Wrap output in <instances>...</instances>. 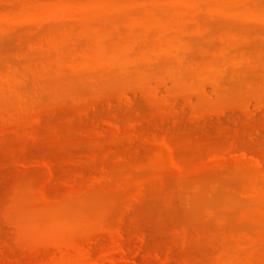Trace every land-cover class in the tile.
<instances>
[{"label": "rangeland", "instance_id": "obj_1", "mask_svg": "<svg viewBox=\"0 0 264 264\" xmlns=\"http://www.w3.org/2000/svg\"><path fill=\"white\" fill-rule=\"evenodd\" d=\"M0 18V73L18 78L0 83V131L19 129L0 140V264H84L89 242L98 256L122 242L121 219L123 243L140 241L136 264H264V210L243 208L258 203L242 193L253 166L211 163L232 147L264 152V108L239 121L264 102V0H0ZM165 81L177 85L154 98ZM125 92L129 107L116 102ZM166 99L178 102L177 119ZM39 111L49 117L31 130ZM163 137L182 171L162 167ZM149 180L158 186L134 203Z\"/></svg>", "mask_w": 264, "mask_h": 264}, {"label": "bare ground", "instance_id": "obj_2", "mask_svg": "<svg viewBox=\"0 0 264 264\" xmlns=\"http://www.w3.org/2000/svg\"><path fill=\"white\" fill-rule=\"evenodd\" d=\"M187 1V3L188 4H190L191 3V0H186ZM215 10H216V8H215ZM214 10V11H215ZM218 13H221V10H218ZM150 15H151V13H150ZM85 15H83L82 17H84ZM24 18V17H23ZM6 19H8V18H0V20L1 21H3V20H5L6 21ZM9 21V20H8ZM3 24H1L0 23V29L2 28V26L4 27V28H2L1 29V32H4L3 31V29H5L6 27H8L7 25H8V23H6V22H2ZM6 23V24H5ZM6 26V27H5ZM9 26H11V24L9 23ZM148 26V25H147ZM201 27V28H200ZM198 28H200L199 30H198ZM9 28H7V30H8ZM5 31H6V29H5ZM197 32V34H199V33H201V34H203V32H204V26L202 27V26H198L197 27V30H196ZM50 43V42H49ZM97 49H98V51H96V56H98L99 54H97V53H99V47H97ZM97 49H95V50H97ZM224 53H221V55L222 56H225V54L223 55ZM177 56V58L179 57V55L177 54L176 55ZM222 56H220V58L222 59ZM84 58V57H83ZM195 58V57H194ZM223 59H225V57H223ZM234 60V59H233ZM212 63V61L210 62V63H208V66L204 69V71L207 69H209V67L210 68H213L214 67V65H213V63ZM232 63H234V65H237V64H235V63H238V61L236 62V59L234 60V61H232ZM213 66V67H212ZM8 67L10 68H13L14 69V66H12V63H10V64H8ZM215 67H216V65H215ZM216 70V69H215ZM8 73H7V72ZM6 72V73H5ZM200 72L201 73H203V70L201 71L200 70ZM216 73H214L215 74V76L213 75L212 77H211V79H210V82H211V84H212V86L214 87V88H220V77H218L219 75V71H218V73H217V71H215ZM94 73V75H97V73L96 72H93ZM0 74H2V76L0 77V83L2 84V85H6L7 87L8 86H10L11 84L10 83H13L14 84V81H16L18 78H16L17 76H15L16 74L15 73H13V72H10V70H8L7 68H6V70L4 71V72H1ZM4 75V76H3ZM216 77V78H215ZM218 77V78H217ZM219 81H218V80ZM2 80V81H1ZM12 81V82H11ZM173 80H171V82H172ZM176 81V80H175ZM212 81H213V83H212ZM218 81V82H217ZM4 82V83H3ZM7 82V83H6ZM170 82V83H171ZM6 83V84H5ZM170 83H168V82H164L163 84L161 83L160 84V87H156L157 85H159V84H157V85H155L154 87L155 88H153V87H151V88H153L154 90H153V95L152 96H154V98H156L157 96L159 97L160 95V97H164V96H162V95H164V94H171V92H172V90H174V87H175V85H177V83L174 85V86H172L173 88H171L170 86ZM173 83V82H172ZM13 84H12V87H13ZM222 87V86H221ZM9 88V87H8ZM172 90H171V89ZM200 89H202L201 90V92H203V94H206L207 93V87H203V88H200ZM150 91V90H149ZM148 91V92H149ZM152 92V91H151ZM166 92V93H165ZM124 93V92H123ZM134 93V92H133ZM125 94H126V92H125ZM149 95H150V93H148ZM123 95H121V96H119V98L120 99H122V98H124L122 101H119L120 99H117L116 100V102H118V104L120 105V102L121 103H124L125 102V104L127 103L128 105H126L127 107H129V104L130 103H133V100H135V98L134 99H132V97H130L129 95H128V93L126 94V95H124L123 97H122ZM133 96H135V93L133 94ZM151 96V95H150ZM166 97H168L167 95H165V98ZM108 100V99H107ZM109 100H110V102H109ZM108 101H106L107 103H104L103 101H102V104H100V105H103V106H108V108H110L111 109V107H113L114 108V103L113 102H115V101H112L111 99H109ZM168 99H166V104L168 105L169 103L171 104V106H169V107H172L171 109H172V112L174 113V115L172 116L174 119H177L178 117V115L180 116V113L181 112H179V111H182V110H179V109H177V108H179V107H177V105L178 104H176V103H178V102H176L175 100H171V102H170V100H168L169 101V103H168V101H167ZM112 101V102H111ZM176 103H175V102ZM174 102V103H173ZM101 103V102H100ZM106 104V105H104V104ZM117 104V103H116ZM134 104V103H133ZM169 104V105H170ZM100 105L99 104H97L96 103V105H92L91 106V108L89 109L90 111H92V112H95V111H97V110H99L101 107H100ZM122 105H124V104H122ZM131 106H133V105H131ZM112 108V109H113ZM116 108V107H115ZM263 108H264V102H262V100H260V101H258V103H257V108L254 110V111H249L250 113H245L244 115H243V119L242 118H240L239 119V121H242V120H245V118L247 117V118H249L248 120H253L254 118H256V117H253V116H256V115H258L257 113L258 112H260V111H262L263 110ZM111 109V110H112ZM87 111V112H85L86 113V115L88 116L89 115V113H90V111ZM179 110V111H178ZM49 110H47L45 113H46V115H48V114H53V112H51V111H49ZM175 111V112H174ZM40 112V114H38V112H37V114H38V116H36L35 117V121L31 124V128H33V129H31V130H34L35 128H37V127H41L42 125H43V123L45 122V120L49 117V116H46L45 115V113H41V111H39ZM246 112H248V111H246ZM172 113V114H173ZM212 113H216V112H212ZM227 113L229 114V111L227 112V110H225V111H218L215 115L214 114H211V115H205V117L203 116V117H201V116H199V117H197V115L196 116H194L193 115V118L191 117V119H190V121L192 122V123H194V124H200V123H205V121L207 120V119H211V118H213V119H216L217 117V119H219V117H220V119L221 118H224L223 116H225V115H227ZM210 114V113H209ZM85 115V116H86ZM214 115V116H213ZM230 116V115H229ZM47 117V118H46ZM177 117V118H176ZM214 117H216V118H214ZM226 117H228V116H225V118ZM252 117H253V119H252ZM209 119V120H210ZM209 120L208 121H206V123L207 122H209ZM212 120V119H211ZM210 120V121H211ZM198 121H200L199 123H195V122H198ZM202 121V122H201ZM213 121V120H212ZM190 122V123H191ZM110 124H114L113 123V121L111 122H109ZM12 130V129H11ZM19 131V129H14V130H12V131H10L9 129H7V130H4V131H0V140L1 139H4V138H6L8 135H10V134H14V133H17ZM226 137L224 138V139H228V136L229 135H225ZM216 137V136H215ZM220 137V136H219ZM206 138L208 139V137L206 136ZM209 138H210V136H209ZM218 138V137H217ZM217 138H213V140H215V139H217ZM223 138V137H222ZM222 138L220 139L221 141H222ZM205 139V138H204ZM203 138H202V140L203 141H205ZM206 139V141H208L209 142V144H210V142H211V140H207ZM226 139V140H227ZM218 140V139H217ZM215 141V142H213L214 144H216V145H218V142L220 141ZM170 139H165V137H163V140H162V143L164 144V146L165 147H167L166 149L167 150H169L168 152H169V160H170V162H169V160H168V162H167V164L166 165H160V166H162V167H164V166H168L169 164V167L170 168H174V169H177L178 171H182L183 169H184V167L183 166H185V165H183L182 163H181V161H182V159H181V161H180V159H179V155L177 154V151L174 149V148H176V147H174L173 145V142L171 141ZM223 141H225V140H223ZM208 142H206L207 144H208ZM226 142V141H225ZM225 142L223 143L224 145H225ZM172 143V144H171ZM205 143V142H204ZM205 143V144H206ZM212 143V144H213ZM220 143H222V142H219V145L220 146H222V144H220ZM186 144V143H185ZM189 144H190V142H189ZM193 143H191V145H192ZM202 145L204 146V144L202 143ZM218 145V146H219ZM224 145H223V147H224ZM185 146V145H184ZM193 146V145H192ZM217 146V148H221V147H218ZM46 147H49L48 145H45V148ZM190 147V146H189ZM205 147V146H204ZM207 147V146H206ZM42 149H43V147H41ZM41 148H39L40 150L39 151H42V149ZM187 148H188V146H187ZM194 148V147H193ZM202 148V147H201ZM239 148V147H238ZM238 148L237 147H232L229 151H227V152H229L230 154H234V157L233 156H230V154L228 153V155L227 154H221V153H217L212 159H211V163H213L215 166L216 165H221L220 167H222V164L223 165H232L233 164V167H234V165H235V162H236V166H240V167H236L235 166V168L236 169H239V170H241V168H242V166L241 165H245V163H246V166L249 164H251L253 167H251V168H254V169H252L251 171H244L245 173H247V174H250V175H253V173L255 174V175H253V177H251V179H249V178H247V179H245L244 181H246V183H242V189H243V191H242V193H243V195H246V197H248V198H252V199H250V200H253V199H255V201H257L256 199H257V197H258V205L257 204H255V205H257V208H256V206L255 205H252V203H251V201H247L246 203H243V205H244V207H243V205H242V207L243 208H247V209H249L248 211H250V212H255V210L256 211H259V210H264V205L262 204V201H264V190H263V184L261 183L262 181L264 182V152H259V151H255V150H252L251 148L249 149V148H247V149H242V151H239L241 148H243V147H240L239 148V150H238ZM244 148H246V147H244ZM50 149V148H49ZM184 149V148H183ZM190 149H191V147H190ZM205 149V148H204ZM208 149H209V147H208ZM210 149H211V144H210ZM212 149H213V147H212ZM215 149H216V147H215ZM44 151L46 150H48V149H43ZM185 150V149H184ZM186 150H188L189 151V149H186ZM214 150V149H213ZM216 150H219V149H216ZM46 151L45 152H41V154H43V153H46ZM255 151V152H254ZM182 152V151H181ZM192 152V151H191ZM191 152L189 151V154H191ZM239 153V155L240 156H237V154ZM241 152V153H240ZM184 153V152H183ZM187 153V151L185 152V154ZM225 153V152H224ZM188 154V153H187ZM188 154V155H189ZM221 154V155H220ZM192 155V154H191ZM230 156V159H231V157H233L234 159H236V161L235 160H233L234 161V163H231V162H233V161H231L230 162V160L229 161H227V157H229ZM237 157V158H236ZM225 161H227V162H225ZM183 162V161H182ZM224 162L226 163V164H224ZM230 162V163H229ZM222 163V164H221ZM183 166H182V165ZM48 166H46L47 167V169L49 170V175H50V177L49 178H51V179H49V180H52V177H53V175H54V172H53V168H51L50 166L52 165V164H47ZM249 165L247 166V167H243L242 168V170H245L246 168H247V170H248V168H250L249 167ZM250 165V166H251ZM53 166V165H52ZM159 166V167H160ZM182 166V167H181ZM54 167V166H53ZM162 167H160L161 169H162ZM156 168V167H155ZM183 168V169H182ZM250 168V169H251ZM55 169V168H54ZM158 169V168H157ZM258 175H260V176H258ZM55 176H56V174H55ZM258 177V178H256V177ZM250 177V176H249ZM55 178V177H54ZM253 178V179H252ZM158 179H160L159 181H158ZM157 179V181L158 182H160L161 180L163 181V179H161V178H158ZM263 179V180H262ZM17 180V179H16ZM16 180L15 181H12V184L11 185H13L14 184V186L16 185L17 186V183H18V180H17V182H16ZM54 180V179H53ZM52 180V181H53ZM8 181V180H7ZM7 181H5L6 183H7ZM155 181V180H154ZM153 181V182H154ZM259 181H261V182H259ZM4 182V183H5ZM10 182V181H9ZM152 182V180L150 181H142V183L140 182L139 183V185L137 186L138 187V189H136V194L134 195V203H139L147 194H148V191L151 189V187H152V185L154 186H156L157 184H164L163 182H160V183H158L157 182V184H156V181H155V183H151ZM20 183V182H19ZM18 183V184H19ZM51 182L49 181L48 182V184H50ZM244 184V185H243ZM262 184V187L260 186ZM20 185V184H19ZM161 185V186H162ZM206 185V184H205ZM155 186L153 187V188H155ZM158 186V185H157ZM244 186V187H243ZM261 188H260V187ZM43 188H45V187H43ZM2 189H3V187L2 186H0V194H1V192H2ZM259 189H261L262 191H260ZM46 190V191H45ZM45 190L44 189H42L41 191V197L42 198H46L47 200L49 199V198H47L49 195H47V188H45ZM151 191V190H150ZM260 191V192H259ZM40 193V192H39ZM262 195H263V197H262ZM219 196H221V193H219L218 194V197ZM256 197V198H255ZM220 198L221 197H219V200H220ZM262 198V200H259V199H261ZM248 202H249V204H248ZM133 203V204H134ZM251 203V204H250ZM253 206V207H250V206ZM261 205V206H260ZM132 206H134V205H131L130 207L132 208ZM246 206V207H245ZM248 206H249V208H248ZM261 207V208H260ZM124 218V217H123ZM122 221V222H121ZM121 221H120V219H119V222H121V224L119 225V224H117V225H119V227L118 226H116V234L118 235V238H120L121 240H122V242H116V244L114 245V247H113V249H111V250H109L108 252L106 251L105 253L104 252H102V253H100V254H102V255H100V256H98V254L96 253V252H94V247L96 246V245H94L95 244V242L93 241H91V243L89 242V245L87 244V246H89V247H85V251H84V257H85V259H86V263H84V264H106V263H110V264H114V263H116L117 261H119V260H121V261H123V262H125L126 264H136V262H135V259H133V255H135V252L134 251H136V249H138L139 250V246H138V248H136L137 247V245H138V242H140V241H138L137 243L136 242H134L135 244H137L136 245V249L134 250L132 247H131V245L132 244H127L126 245V243L124 244L123 243V239H124V236H123V233H124V230H123V233H122V224H125V223H123V220L121 219ZM118 222V223H119ZM124 226V225H123ZM118 227V228H117ZM125 234V233H124ZM126 235V234H125ZM143 235V237H145V234L143 233L142 234ZM142 235L140 234V237H142ZM139 237V236H138ZM249 237H251V240L252 241H254V237L253 236H250L249 235ZM249 237H248V239H249ZM142 239V238H141ZM96 240V243H97V239H95ZM139 240V239H138ZM145 240H146V237H145ZM141 241H144V239H142ZM147 241V240H146ZM239 241H241V239L240 240H237L236 241V244H237V242H239ZM250 241V240H249ZM145 242V241H144ZM144 242H142V244H144L145 245V243ZM241 243V242H240ZM240 243H238L237 245H239ZM144 245H142V247H144ZM133 246H135L134 244H133ZM144 250L143 248H140V250ZM134 253V254H133ZM95 254H97V255H95ZM163 258V257H162ZM54 259V258H53ZM52 259V260H53ZM55 261L53 262V263H55V264H80V263H78V262H70L69 263V261L68 262H61L62 260H56V259H54ZM137 260V259H136ZM161 260V262L163 263V264H171V260H170V257H164V259H160ZM138 263V262H137ZM161 263V264H162ZM7 264V263H6ZM10 264V263H9Z\"/></svg>", "mask_w": 264, "mask_h": 264}]
</instances>
